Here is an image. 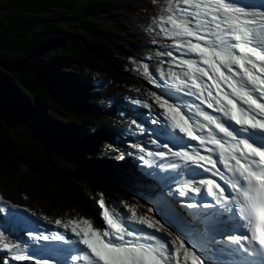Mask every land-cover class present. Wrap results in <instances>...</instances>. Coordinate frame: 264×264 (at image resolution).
<instances>
[{
	"label": "snow or ice",
	"instance_id": "1",
	"mask_svg": "<svg viewBox=\"0 0 264 264\" xmlns=\"http://www.w3.org/2000/svg\"><path fill=\"white\" fill-rule=\"evenodd\" d=\"M151 24L158 77L140 67L160 111L137 127L154 150L132 145L147 212L101 199L99 224L41 231L49 217L0 198V250L17 264H264V0H164Z\"/></svg>",
	"mask_w": 264,
	"mask_h": 264
},
{
	"label": "trees",
	"instance_id": "2",
	"mask_svg": "<svg viewBox=\"0 0 264 264\" xmlns=\"http://www.w3.org/2000/svg\"><path fill=\"white\" fill-rule=\"evenodd\" d=\"M126 8L139 12L133 2ZM120 21L105 0H31L0 18V186L37 195L56 213L71 205L93 211L99 221L101 199L121 204L117 176L133 181L143 167L132 145L152 146L137 127L142 119L150 128L152 117L132 103L146 95L120 63L135 46L121 40L128 27ZM20 118L55 149L26 142ZM0 264L17 262L0 250Z\"/></svg>",
	"mask_w": 264,
	"mask_h": 264
},
{
	"label": "rangeland",
	"instance_id": "3",
	"mask_svg": "<svg viewBox=\"0 0 264 264\" xmlns=\"http://www.w3.org/2000/svg\"><path fill=\"white\" fill-rule=\"evenodd\" d=\"M31 0H7L2 2L0 0V18L7 19L16 13L22 10V4H26ZM112 3L114 9L118 15L120 22H123L126 27V32L123 33L125 35L121 38L122 41H126L127 39L135 42V46H133V50L130 54L125 53V56L119 55L122 57L121 65L124 66V69L127 73H130L129 76L131 79L136 81L135 86H137L145 95L144 99L140 101H146L147 99H152L148 96V92L158 91L153 84L149 83L148 78L143 75V69L140 67L141 64H147L149 67V75H153V71L151 67L154 68L156 74L153 75V78L158 77L157 67L160 64V60L156 58V53L160 51V43L153 44L152 41L155 39L160 41V37L156 35V30L153 29L151 21L158 14L159 6L164 3V0H105ZM128 2H133V4L139 9L138 13H133L131 10L126 8ZM166 43V42H165ZM167 68V63L164 65ZM152 116H155L157 113L153 109H151ZM18 131L23 134V138L27 141H31L36 146L45 151H53L55 149V143L50 141L49 138L42 135L32 124L24 118L19 119V127ZM148 139H151L150 133L146 134ZM150 143V141H148ZM151 144V143H150ZM145 147V146H144ZM146 150H154V146L146 147ZM57 155L61 158V154L57 152ZM55 162H59L55 156L53 157ZM64 163H60L65 168L71 167L70 160L63 159ZM27 167L28 164H24ZM149 170V169H148ZM119 187L123 193H125L124 199L122 202L128 205L139 204L143 205V207H138L137 211L140 213H146L147 207L150 205L144 204V201L141 199V193L139 189L134 185L132 180H128L122 176H117ZM175 187V186H174ZM17 186H0V198L4 202L8 204V206H14L19 208L21 211L27 210L29 213L34 212L36 214V218L41 216L49 217V220L52 221L51 224L40 221V230L43 231L45 229L48 230H56V225L54 221L57 218L62 220L67 218L79 219V218H87L89 220L94 221L95 224H99L101 221L98 220L97 213L93 211H85L84 209L77 207L76 205H71L66 212H54L49 208L47 203L37 195H28L26 193H22L20 189H16ZM121 204H117L116 206L112 205L109 208L115 207L116 209H121ZM0 207H4V204L0 203ZM6 215V212L0 213ZM63 231V229H61ZM14 241H26V235L16 229L13 230ZM38 258H47V255L42 252H38ZM34 262V261H32Z\"/></svg>",
	"mask_w": 264,
	"mask_h": 264
},
{
	"label": "bare ground",
	"instance_id": "4",
	"mask_svg": "<svg viewBox=\"0 0 264 264\" xmlns=\"http://www.w3.org/2000/svg\"><path fill=\"white\" fill-rule=\"evenodd\" d=\"M110 13V12H109Z\"/></svg>",
	"mask_w": 264,
	"mask_h": 264
}]
</instances>
